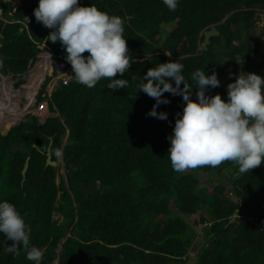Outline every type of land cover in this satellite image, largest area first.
<instances>
[{
  "label": "trees",
  "instance_id": "obj_1",
  "mask_svg": "<svg viewBox=\"0 0 264 264\" xmlns=\"http://www.w3.org/2000/svg\"><path fill=\"white\" fill-rule=\"evenodd\" d=\"M38 2L0 0V77L2 82L7 79L4 75L19 77L10 87L12 92L21 90L26 81L21 76L42 50L57 46L55 53L66 61L59 42L47 40L51 29L35 20ZM80 3L124 20L133 63L116 77L127 79V87L116 91L107 88V79L87 88L72 77L48 97L46 76L36 102L48 100L50 110L58 115L44 123L27 115L13 126L8 127V121L7 132H0V201L14 204L30 227L29 248L43 252L40 264L55 260L57 264H185L199 234L196 225L204 239L196 264H264V231L244 218L230 220L236 212L264 219V164L244 174L231 162L199 168L215 173L230 169L236 198L228 196L218 180L200 187L196 171L174 172L167 137L184 101L165 92L162 98L170 103L160 104L156 111L167 113V120L157 119L147 115L156 101L137 88L148 68L169 60L183 64L182 75L193 86V101L197 89L191 74L204 70L211 75L208 64L221 77L228 64L243 65L244 59L252 62L259 54L264 78V43L250 32L257 13L264 11V0H178L176 11L162 0ZM212 25L219 34L203 50L201 32ZM218 43L223 45L221 52L215 51ZM239 55L244 56L241 62ZM220 77V86L207 88L205 95L219 94L227 101V85L232 81ZM30 92L26 83L24 93L31 98ZM5 120L0 112V124ZM48 147L51 159L60 161L62 174L46 164ZM135 172L145 184L139 183ZM199 209L198 219H186L194 218ZM55 214L60 216L54 219ZM11 243L0 233V264H35L22 247L19 256L6 253Z\"/></svg>",
  "mask_w": 264,
  "mask_h": 264
},
{
  "label": "clouds",
  "instance_id": "obj_2",
  "mask_svg": "<svg viewBox=\"0 0 264 264\" xmlns=\"http://www.w3.org/2000/svg\"><path fill=\"white\" fill-rule=\"evenodd\" d=\"M162 2L170 11H176L178 0ZM33 15L36 22L51 29L47 40L53 44L59 42L66 52L67 62L64 59L63 61L69 63L67 66L70 70L72 68L71 76L76 83L93 88L101 79H107L110 81L107 84L110 90L127 87V79H116L118 75L123 76L128 72L133 63L124 37V20L121 17L109 15L95 6H82L80 0H39ZM25 19L27 24L30 23L28 17ZM43 46L44 44L40 47ZM53 53L55 58H60L55 51ZM165 55L170 57L171 53ZM51 59L49 63L52 67L62 60L60 58L53 63ZM43 62L48 66L46 60ZM30 64L24 74L26 81L21 90L12 92L7 89L11 97L8 100L6 98V114L12 104L17 105L15 109L18 112L22 107L18 106V101L22 97L23 87L29 81V72L37 62L34 60ZM0 67H3L2 59ZM183 68V64L174 60L159 63L148 68L143 82L137 85L138 91H143L156 101L147 113L151 117L167 120V113L156 111L160 104L170 103L162 98L165 92L173 96L179 95L184 101L182 114H177L172 134L167 137L170 141L167 156L173 171L182 174L203 167L216 168L225 162H231L238 166L240 174H244L264 164V78L255 73L238 75L234 82L227 85L228 99L225 101L219 94L205 95L207 88L220 86L215 71L207 75L204 70H196L191 74L197 89V99L193 101L190 99L193 86L182 75ZM45 75L46 71L41 84ZM6 76L14 78L10 74ZM170 81H174L175 86ZM181 84L183 88L180 87ZM39 86L34 94H38ZM36 103L30 107H36L39 104ZM43 111L45 116L49 113L58 115L49 106ZM27 113L36 116L29 111ZM48 117L50 115L45 119ZM30 232V227L16 206L0 201V233L12 242L5 247V252L19 256L22 247L29 261L40 264L43 252L35 246L29 248Z\"/></svg>",
  "mask_w": 264,
  "mask_h": 264
},
{
  "label": "rangeland",
  "instance_id": "obj_3",
  "mask_svg": "<svg viewBox=\"0 0 264 264\" xmlns=\"http://www.w3.org/2000/svg\"><path fill=\"white\" fill-rule=\"evenodd\" d=\"M14 1L18 2L19 0H14ZM256 16H257V18L255 19V22H254L250 32H251L252 38L259 39L260 41H262L264 43V11L258 12ZM222 49H223V45L221 43H218L216 45V47H215V51L216 52H221ZM53 52H54L53 48H50L49 50H42L37 55V58H36L37 64L32 68L34 70L32 71V69H31L30 72H29V74H30L29 76H31V77L33 76L31 74L38 73L37 79H34V80L30 79L28 81V84L33 82L34 86H35L38 83V80L43 76V74L46 71V75L45 76L48 77V80H47V83H46V90L45 91H46V95L48 97H50L52 92L61 84V81L55 82V81H57V77H58L57 73L55 72L56 71L55 70L56 65H55V67H52L53 65L51 63H49L50 59L55 56V54ZM48 53L50 54V56H49ZM253 57L254 58H253L252 62H245L244 56L243 55H241V56L239 55L238 58H237L238 61L241 62L244 59V64L243 65H237V66H235V65H233L231 63L228 64V66H226V69L224 70V72L221 74L222 80L229 79L230 81L234 82L238 75H240V74L241 75H245V73H255V74H257V75H259L261 77V75H260L261 69L259 67V63L262 61L261 60V56L259 54H254ZM43 60L47 61L48 66H47V64L45 62H43ZM39 66H43V67H39ZM71 75H73V74L71 73ZM21 77L22 78L26 77V75L23 74ZM5 78H7L6 79V86L3 89V86H4L3 82L0 84V93L5 90V92L8 95L7 96V100H8V97L10 99L11 96H9L7 89H10L11 83L14 84V82H17L19 77L12 78L11 76H6L5 75ZM71 78H72V76H70L69 80ZM1 79L2 78L0 77V81H1ZM3 81H5V80H3ZM35 88H34V91H35ZM24 89L25 88L23 87V90L21 92L22 93V97L18 101V106L19 105L22 106L19 109V112H18V109H17V111L15 109L17 105L12 104L11 105L12 107H10L11 108L10 115H9V113H7L8 115L5 114V118L7 117L8 121H12L10 126L18 124V122L23 121L24 119H26L25 117L27 116V114H28L27 112L28 111L31 112L32 114L33 113L36 114V116L38 117L37 119H38V121L40 123H44L45 120H46L45 118L47 116L50 115V117H51V116L55 115L54 113H52V114L49 113L47 116H45V113H44L43 110L48 107V100L41 101L38 104V103H36L37 94L31 93V95L34 94V96H31V98H28L25 93H24L25 95L23 94V92L25 91ZM15 101H16V99H15ZM35 103L38 104V105L36 107L31 108L30 106L34 105ZM42 106L44 107V109H42ZM13 115H14V118H13ZM5 118L3 119V121L5 120ZM17 118H20V119L17 120ZM3 121L0 124V132L1 133L3 132L2 129H6L5 132H7V128H8V127H5L8 121H6V120H5L6 122H3ZM56 167H58V170H57L58 174H62L63 170H62V168L60 166V161H58V165ZM191 171H196L195 173H197V176L199 178L198 186L200 185V187H201V186L207 184L211 180H218V182L220 184H224L226 186V190H225L226 194L228 196L232 197V198L235 197V194L233 193V189L231 188V183H230V180H229L230 178H232V174H231L230 169L224 170L221 173H215L213 171L203 172L199 168L196 169V170H189L187 172H191ZM134 174H135V178L139 181L140 184H142V185L145 184V181L143 180V178L141 177V175L139 173L135 172ZM56 180L59 181V176L58 175H57ZM200 213H201V209H199L195 213L194 218L191 216V218L187 217L186 219L191 222V221H193V219H198ZM59 216L60 215L55 214L53 217H54V219H56ZM195 228L199 232V234L195 237V240H194L193 244L191 245V247L188 250L185 264H196L199 250L201 249V247L204 244V239L202 238L201 233H200V225H196ZM62 240H64V239H62ZM52 264H57V261H54Z\"/></svg>",
  "mask_w": 264,
  "mask_h": 264
},
{
  "label": "water",
  "instance_id": "obj_4",
  "mask_svg": "<svg viewBox=\"0 0 264 264\" xmlns=\"http://www.w3.org/2000/svg\"><path fill=\"white\" fill-rule=\"evenodd\" d=\"M1 9H0V14H1ZM219 34V30L216 28V25H212L210 28H207V29H204L202 32H201V35L203 36V40L200 41V48L205 50L207 49V46L208 44H210V39L211 37H214V36H217ZM57 48V46H54L53 47V50L55 51ZM144 58H141L140 60H142ZM32 61L29 62L28 66L30 67L31 66V63ZM208 70L211 71V74L213 71H215L216 75H217V78H219V73L218 71L212 67L211 64H208L207 66ZM44 76V74H43ZM43 76L38 80V83L34 86L35 90L37 89V87L41 84L42 80H43ZM0 111L2 113V115L4 116L8 110V104L7 103H3L2 106L0 107ZM46 155V164L47 165H52V166H57L58 165V161L56 160H52L51 159V152H50V147H48V150L46 151L45 153ZM29 158V157H28ZM28 158L24 164V167H23V170H22V175L25 176V172L27 170V167H28ZM57 261V260H56Z\"/></svg>",
  "mask_w": 264,
  "mask_h": 264
},
{
  "label": "built area",
  "instance_id": "obj_5",
  "mask_svg": "<svg viewBox=\"0 0 264 264\" xmlns=\"http://www.w3.org/2000/svg\"><path fill=\"white\" fill-rule=\"evenodd\" d=\"M55 70L58 75L57 81L55 82L61 81L62 83H66L69 80L71 73H72V70L68 68L66 62H64L63 60H59L58 63H56ZM42 109H44L43 106H42ZM236 218H244L246 221L255 225V227L259 231H264V219L256 215L245 213V212H241V213L236 212L230 217V220L234 221Z\"/></svg>",
  "mask_w": 264,
  "mask_h": 264
},
{
  "label": "bare ground",
  "instance_id": "obj_6",
  "mask_svg": "<svg viewBox=\"0 0 264 264\" xmlns=\"http://www.w3.org/2000/svg\"><path fill=\"white\" fill-rule=\"evenodd\" d=\"M31 80H34V77H31ZM3 89L5 88V86H6V80L3 82ZM30 90H31V92L30 93H33L32 92V89H34V83L33 82H31L30 84ZM32 96V95H31ZM6 98H7V93L5 92V90L3 91V92H1L0 93V104L2 103H6L7 101H6ZM28 98H30V95H29V97ZM8 113H9V115H10V113H11V108H10V106H9V111H8ZM8 115V114H7ZM13 118H14V115H13ZM6 121H8V118L6 119ZM5 121V122H6ZM12 123V121H10V123H9V125H8V127L10 126V124Z\"/></svg>",
  "mask_w": 264,
  "mask_h": 264
}]
</instances>
